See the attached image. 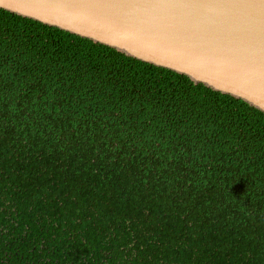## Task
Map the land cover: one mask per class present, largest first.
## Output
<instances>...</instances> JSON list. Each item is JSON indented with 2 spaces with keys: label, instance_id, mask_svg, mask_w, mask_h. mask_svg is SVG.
<instances>
[{
  "label": "trees",
  "instance_id": "16d2710c",
  "mask_svg": "<svg viewBox=\"0 0 264 264\" xmlns=\"http://www.w3.org/2000/svg\"><path fill=\"white\" fill-rule=\"evenodd\" d=\"M264 264V112L0 8V264Z\"/></svg>",
  "mask_w": 264,
  "mask_h": 264
},
{
  "label": "water",
  "instance_id": "95a60500",
  "mask_svg": "<svg viewBox=\"0 0 264 264\" xmlns=\"http://www.w3.org/2000/svg\"><path fill=\"white\" fill-rule=\"evenodd\" d=\"M264 112V0H0Z\"/></svg>",
  "mask_w": 264,
  "mask_h": 264
},
{
  "label": "flooded vegetation",
  "instance_id": "af4514ba",
  "mask_svg": "<svg viewBox=\"0 0 264 264\" xmlns=\"http://www.w3.org/2000/svg\"><path fill=\"white\" fill-rule=\"evenodd\" d=\"M23 264H30V262L26 260Z\"/></svg>",
  "mask_w": 264,
  "mask_h": 264
}]
</instances>
